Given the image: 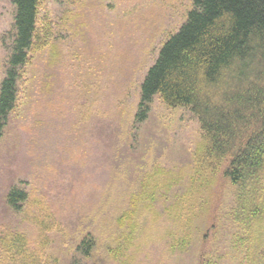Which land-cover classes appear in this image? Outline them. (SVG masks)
Masks as SVG:
<instances>
[{
    "label": "rangeland",
    "instance_id": "obj_1",
    "mask_svg": "<svg viewBox=\"0 0 264 264\" xmlns=\"http://www.w3.org/2000/svg\"><path fill=\"white\" fill-rule=\"evenodd\" d=\"M194 3L44 1L41 23L54 42L23 69L0 138V236L25 234L42 264H70L88 234L96 242L84 264H237L228 215L234 187L219 169L188 192L202 135L197 117L155 95L148 117L135 121L144 77ZM15 12L13 0H0V85ZM13 186L29 192L21 212L6 201ZM141 191L135 237L125 247L128 230L117 218ZM190 209L189 227L180 229L177 214ZM35 213L54 219L44 252L35 247Z\"/></svg>",
    "mask_w": 264,
    "mask_h": 264
},
{
    "label": "trees",
    "instance_id": "obj_2",
    "mask_svg": "<svg viewBox=\"0 0 264 264\" xmlns=\"http://www.w3.org/2000/svg\"><path fill=\"white\" fill-rule=\"evenodd\" d=\"M44 1L13 0L15 32L0 85V138L18 105L23 69L54 42L49 26L41 23ZM155 95L171 107L187 106L200 123L201 140L193 153L195 181L188 192L194 191V184L204 186L207 173L220 169L234 187L228 215L235 227L231 244L237 264H264V0H195L144 77L136 123L148 117ZM174 181L171 178L164 189H171ZM141 192L131 195V208L117 218L128 230L125 247L135 237ZM28 198L29 192L18 186L6 195L15 212L23 210ZM193 210L177 214L180 229L189 227ZM52 219L37 213L29 219L41 234L38 251L44 252ZM2 236L0 264H42L25 234L8 231ZM95 242L93 235H86L70 264H84Z\"/></svg>",
    "mask_w": 264,
    "mask_h": 264
}]
</instances>
